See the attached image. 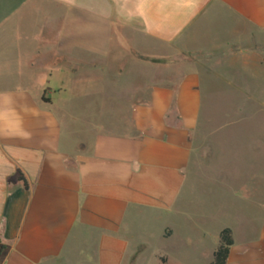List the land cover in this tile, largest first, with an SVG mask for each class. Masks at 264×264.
Returning a JSON list of instances; mask_svg holds the SVG:
<instances>
[{
  "label": "crops",
  "instance_id": "1",
  "mask_svg": "<svg viewBox=\"0 0 264 264\" xmlns=\"http://www.w3.org/2000/svg\"><path fill=\"white\" fill-rule=\"evenodd\" d=\"M243 88L264 91V0H0V264L172 244L194 146L236 122L203 132L202 95ZM226 264H264V218Z\"/></svg>",
  "mask_w": 264,
  "mask_h": 264
},
{
  "label": "rangeland",
  "instance_id": "2",
  "mask_svg": "<svg viewBox=\"0 0 264 264\" xmlns=\"http://www.w3.org/2000/svg\"><path fill=\"white\" fill-rule=\"evenodd\" d=\"M128 58L124 51L122 60L117 61L121 72L129 69ZM242 90L203 93L202 116L214 119L203 123V132L209 133L226 118L236 122L202 140L203 148L201 144L194 146L196 156L188 179L190 216L177 220L175 225L163 221L175 231L172 244L163 240L161 231L134 235V249L131 245L126 252H134V264H209L219 243V227L230 228L236 245L254 237L264 218V97L258 99L264 91ZM241 117L244 120L237 121Z\"/></svg>",
  "mask_w": 264,
  "mask_h": 264
},
{
  "label": "trees",
  "instance_id": "3",
  "mask_svg": "<svg viewBox=\"0 0 264 264\" xmlns=\"http://www.w3.org/2000/svg\"><path fill=\"white\" fill-rule=\"evenodd\" d=\"M219 243L212 254V261L209 264H226L229 248L233 243L231 230L224 227L219 231Z\"/></svg>",
  "mask_w": 264,
  "mask_h": 264
}]
</instances>
